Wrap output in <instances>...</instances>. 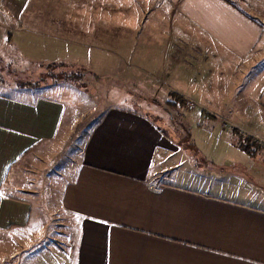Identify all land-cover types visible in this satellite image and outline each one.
Returning <instances> with one entry per match:
<instances>
[{"label":"crops","instance_id":"obj_1","mask_svg":"<svg viewBox=\"0 0 264 264\" xmlns=\"http://www.w3.org/2000/svg\"><path fill=\"white\" fill-rule=\"evenodd\" d=\"M122 2L0 0V52L16 47L55 54L37 58L73 69H125L134 82L144 72L149 109L164 102L167 123L113 106L80 135V158L58 189L68 213L59 220L78 230L70 264H264V148L250 154L222 125L264 136V0H145L139 13ZM114 84L119 92L128 86ZM48 91L0 93L6 240L43 235L37 209L52 196L43 199L39 185L86 116L67 118L60 93ZM177 95L196 102L182 106L190 125L174 122L165 105L178 108Z\"/></svg>","mask_w":264,"mask_h":264},{"label":"rangeland","instance_id":"obj_2","mask_svg":"<svg viewBox=\"0 0 264 264\" xmlns=\"http://www.w3.org/2000/svg\"><path fill=\"white\" fill-rule=\"evenodd\" d=\"M143 2H145V0H123L122 5L125 7V12L139 13V8ZM150 6L149 4L148 7ZM115 7H117V4ZM115 7L110 5V12L115 11ZM148 7H144L143 11ZM112 8H114V10ZM153 12L152 10V13ZM148 15L146 20H143L145 23L141 28L148 26L147 24H149L151 13ZM51 55L55 54H23L18 52L16 47H11V51L7 53L0 52V93L15 96L24 93H41L44 91V93H46L49 90L48 92L60 93L59 97L62 98V101L66 105L65 114L67 118L74 113H81L82 111L86 114V116H82L77 120V122L80 121L76 123V127L73 128L75 132L72 133L70 142L67 143L64 150H61L60 155L55 158V161L48 166L47 169L50 170L49 173H47V176L50 177L49 180L46 181V178H43L39 185L40 195L43 199H48L49 196H52V204L50 207L47 206L48 200H46L45 205L37 209L39 212L41 210L44 218L42 221H45V229L40 230V234L43 235L35 236L26 242H20L10 238L6 240L5 235L0 234V264H70L74 254L78 230H72V228H70L72 225L70 221L59 220L61 216L62 218H67L68 213L58 206V189L60 184L64 181V178L67 177L68 169H73L71 167L69 168V165L72 164L71 162L73 159L77 160L79 157L78 155H80L77 143H80V135L84 132L85 127L99 120L102 114L113 106L134 107L140 112L149 113L159 123H161L162 120L167 123V116H165L166 118L159 116V111H161L164 106L163 101L160 100L157 103L151 101L157 108L153 107L149 109L151 107H148L150 101L147 99L153 98L154 96L148 93L149 90L145 91L147 86L143 83H145L147 81L145 79L148 78L144 75V72H141V74L138 72L142 78L139 82H134L131 77L132 71H130L129 74L125 69H110L107 72V70L94 68L93 64H91V66H89L91 70L89 71L87 69L70 68L69 64H49L48 61L37 58L47 57V59H50L51 57L48 56ZM111 66L113 67V64H111ZM127 74H129V77H126ZM117 81H122L124 84L127 83L126 85L128 86L124 87L133 90L135 94L132 96L126 93L122 94L125 91L123 86L120 87H122L124 91L121 90V92H119V86L114 84L117 83ZM40 86L44 89H38ZM141 90L143 94L138 93ZM165 105L168 109L172 110L175 116L174 122L179 123V121H181L185 125H190L189 121L185 118V116L189 117L190 113L182 110V106L174 109V107L171 108V106L166 103ZM91 110L95 111L92 115ZM180 112L182 115L184 114L183 117H181ZM164 115L166 114L164 113ZM193 126L191 135L195 137L197 134V126ZM50 186L51 188L48 189ZM6 241L8 243H4ZM15 247H18V252L16 254L19 255L13 260L7 259L8 257H6V255ZM69 256L71 260H69Z\"/></svg>","mask_w":264,"mask_h":264},{"label":"built area","instance_id":"obj_3","mask_svg":"<svg viewBox=\"0 0 264 264\" xmlns=\"http://www.w3.org/2000/svg\"><path fill=\"white\" fill-rule=\"evenodd\" d=\"M185 106L187 109L193 110L196 108V102L193 99H188L185 101ZM222 125L225 129L234 132L240 143L251 141L255 145L264 148V136L262 134L244 128L227 119L223 120Z\"/></svg>","mask_w":264,"mask_h":264},{"label":"trees","instance_id":"obj_4","mask_svg":"<svg viewBox=\"0 0 264 264\" xmlns=\"http://www.w3.org/2000/svg\"><path fill=\"white\" fill-rule=\"evenodd\" d=\"M174 102H178V104H180L179 106L185 105V100L182 99V97L179 96V95L175 96V101ZM242 144H243L242 148L247 150L250 154L255 155L257 153L258 148L253 142L246 141V142H244Z\"/></svg>","mask_w":264,"mask_h":264}]
</instances>
